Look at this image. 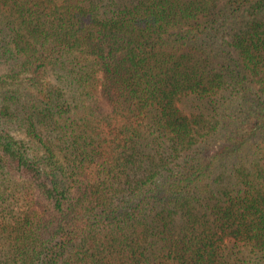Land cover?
<instances>
[{"label":"trees","instance_id":"16d2710c","mask_svg":"<svg viewBox=\"0 0 264 264\" xmlns=\"http://www.w3.org/2000/svg\"><path fill=\"white\" fill-rule=\"evenodd\" d=\"M0 264H264V0H0Z\"/></svg>","mask_w":264,"mask_h":264}]
</instances>
